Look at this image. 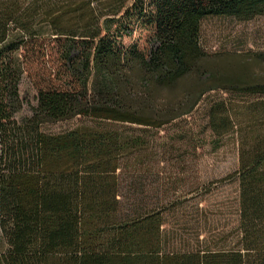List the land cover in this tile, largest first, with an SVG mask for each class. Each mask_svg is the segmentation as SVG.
Returning a JSON list of instances; mask_svg holds the SVG:
<instances>
[{
  "label": "trees",
  "instance_id": "1",
  "mask_svg": "<svg viewBox=\"0 0 264 264\" xmlns=\"http://www.w3.org/2000/svg\"><path fill=\"white\" fill-rule=\"evenodd\" d=\"M260 16L264 0H0V264H264V52L201 38L206 18ZM138 28L151 47L123 44ZM198 111L214 148L236 146L238 224L169 250L159 213L124 209L121 171ZM75 117L90 124L42 131Z\"/></svg>",
  "mask_w": 264,
  "mask_h": 264
},
{
  "label": "rangeland",
  "instance_id": "2",
  "mask_svg": "<svg viewBox=\"0 0 264 264\" xmlns=\"http://www.w3.org/2000/svg\"><path fill=\"white\" fill-rule=\"evenodd\" d=\"M149 34L138 28L122 41L125 46L136 43L141 49L148 48L152 46ZM201 38L210 54L264 52V16L248 22L206 18L201 23ZM19 95L23 102L19 117L30 116L36 90L29 77L19 85ZM190 122L152 131L149 150L121 171L124 209L131 211L135 203L139 209L159 213L169 250L212 246L219 234L234 235L238 224V183L227 180L238 167L236 146L232 141L218 149L212 146L210 133L203 127V111ZM80 124H90V120L75 117L43 125L42 131L56 134Z\"/></svg>",
  "mask_w": 264,
  "mask_h": 264
}]
</instances>
